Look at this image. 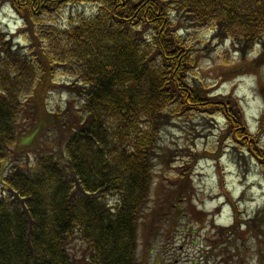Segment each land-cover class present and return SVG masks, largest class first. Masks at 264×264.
<instances>
[{
    "label": "trees",
    "instance_id": "16d2710c",
    "mask_svg": "<svg viewBox=\"0 0 264 264\" xmlns=\"http://www.w3.org/2000/svg\"><path fill=\"white\" fill-rule=\"evenodd\" d=\"M0 4L20 19L22 37L0 31V264H150L160 230L172 234L184 212L206 217L191 202L192 176L199 157H218L189 151L173 166L178 155L164 143L172 128L210 129L220 117L239 168L248 156L264 173V108L253 133L240 99L199 75L200 47L223 42L239 63L221 79L259 74L264 0ZM67 5H89L90 14L54 22ZM189 30L210 32L208 42L189 41ZM55 92L63 102L52 104ZM158 164L174 175L156 196ZM223 195L232 222L203 234L197 258L238 254L247 237L264 264V207L246 217Z\"/></svg>",
    "mask_w": 264,
    "mask_h": 264
},
{
    "label": "rangeland",
    "instance_id": "374dc122",
    "mask_svg": "<svg viewBox=\"0 0 264 264\" xmlns=\"http://www.w3.org/2000/svg\"><path fill=\"white\" fill-rule=\"evenodd\" d=\"M76 12L90 14V6L67 5L55 15L54 22L63 24L70 14ZM14 16L13 10L7 4H0V31L6 34V31L12 29ZM209 35L210 32L206 30L201 32L189 30L187 39L195 41L198 37L208 42ZM200 49L202 56L200 77L213 87L214 93H233L240 99L248 127L254 133L258 125L257 119L264 108L261 94L264 93V64L260 63L262 66L259 69V74H235L221 79L223 72L233 67V64L239 63L229 43H211L209 47L207 46L203 50L200 47ZM253 57L254 55H250L248 60ZM64 98V94L55 92L51 95L50 101L52 104L56 101L60 103ZM209 125L205 122L199 130L195 132L190 130V133L186 134L181 131L184 124L181 125L182 127L180 126L181 128L170 129L164 138L166 146L175 151V157L178 155L173 166H177V163H180L189 151H198V153H216L218 151V157L211 154L199 157L193 171L194 195L191 202L196 206V209L206 213V217L199 220L184 212L180 219L182 222L172 234L167 236L163 230H160L152 241L150 264H256L254 240L247 237H245V241L238 240V243L245 244L238 254H234L233 251H231L232 254L229 251L222 254L221 251V254L216 258L214 256L207 260L197 258L199 243L209 229L228 226L232 222V211L225 201L224 189L240 201V209L246 216H252L258 208L264 207V173L261 167L254 159L247 156L245 164L243 163L244 167L240 170L234 162L229 160L231 138L221 137L226 130L224 121L220 117H216L212 121L210 129H208ZM188 128L191 129V126ZM260 143L264 145V132ZM156 170L153 193L157 196L159 186L168 184L174 175V170L161 164H158ZM260 237L261 240H264V237ZM139 248V253H141V246ZM260 248L264 249V246L260 245ZM229 254L232 256L230 259L227 258Z\"/></svg>",
    "mask_w": 264,
    "mask_h": 264
}]
</instances>
